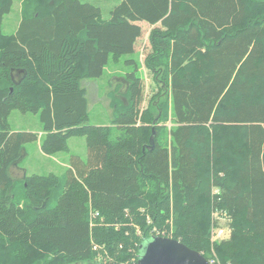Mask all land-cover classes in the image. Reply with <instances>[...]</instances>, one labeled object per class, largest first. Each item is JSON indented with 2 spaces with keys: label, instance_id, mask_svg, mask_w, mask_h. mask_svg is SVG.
Returning <instances> with one entry per match:
<instances>
[{
  "label": "trees",
  "instance_id": "16d2710c",
  "mask_svg": "<svg viewBox=\"0 0 264 264\" xmlns=\"http://www.w3.org/2000/svg\"><path fill=\"white\" fill-rule=\"evenodd\" d=\"M115 1L104 18L102 0H27L6 33L15 0H0V264H137L154 234L264 264V0ZM139 48L113 126L89 123L85 83ZM13 110L42 133L14 131ZM74 136L86 159L9 191L25 144L51 155ZM215 208L232 233L213 245Z\"/></svg>",
  "mask_w": 264,
  "mask_h": 264
},
{
  "label": "rangeland",
  "instance_id": "374dc122",
  "mask_svg": "<svg viewBox=\"0 0 264 264\" xmlns=\"http://www.w3.org/2000/svg\"><path fill=\"white\" fill-rule=\"evenodd\" d=\"M115 3H116L115 0H102V4L104 6V11H103L104 18L109 17V11H110L109 9L112 8V6ZM27 4H28L27 0H15L12 11L8 15H6L4 18V22H3L4 32L13 33L14 31H16L19 21L21 20V17H23V12ZM128 58H135V59H138L140 62H142V59H144L143 54L141 53V50L139 49L137 53L132 54L130 56L123 57L119 64H115L113 61H111V63L106 69L105 75L100 79H95L94 81L90 82V83H94L95 86L97 85L100 95H99V99L97 102H89V117H90L89 123L93 125L112 126L113 121H112L111 109L107 108L105 104V99L108 96V94L109 96L112 95L110 91L112 92L115 91V90H110V88L114 86L116 83H118L117 90H120L119 87L122 85L121 84L122 79L119 77H124L126 71H130L132 69V66L127 65L125 63V60ZM115 74L119 76L118 80L113 78V75ZM143 75L144 77L146 76V72L144 70H143ZM151 82H152V79H150V77L147 79L146 77L145 79L146 100L144 102V105L147 104V100L152 93ZM86 84L87 86H89L88 83ZM88 88L90 89V86ZM119 94L120 93H116V95H119ZM9 122L14 131H33L37 133H42L41 132L42 123L40 121V117L38 114H33V113L24 114L19 110H13L9 117ZM68 144H69L68 152L60 151V152H57L51 155L45 154L42 152L38 141H33V142H29L25 144V150H23L22 157L20 158L18 162L21 168H24L27 170L26 174L22 175L23 177L18 178L20 180L16 181L14 185L11 186L9 191H11L12 193L17 192L16 189L17 188L19 189L22 183L26 182L25 181L26 177L34 173L47 175L52 172V173H56L61 176L65 175L66 171L70 167V156L72 154H77L81 156L83 159L87 158L88 147H87L86 138L84 136L71 137L69 139ZM64 163H67V166H64ZM213 191H219V188L215 186ZM14 196L18 197V195H15V194ZM230 223H231L230 218H229V221H227L226 219H221V224L223 226H229L231 229V233H232V227ZM211 226H212V222H211ZM210 232H211V228H210ZM231 233L230 235H227V238H225L224 240L230 239ZM210 241H211V236H210ZM218 242H221V241H218ZM215 243L211 241V244L214 245ZM211 250H212V245H211ZM212 251L216 253L215 247H214V250ZM109 259L110 258L108 255L100 254L99 256V261L102 264H107Z\"/></svg>",
  "mask_w": 264,
  "mask_h": 264
},
{
  "label": "water",
  "instance_id": "95a60500",
  "mask_svg": "<svg viewBox=\"0 0 264 264\" xmlns=\"http://www.w3.org/2000/svg\"><path fill=\"white\" fill-rule=\"evenodd\" d=\"M137 264H209L207 258L177 239L153 236L141 245Z\"/></svg>",
  "mask_w": 264,
  "mask_h": 264
},
{
  "label": "crops",
  "instance_id": "0c3cea01",
  "mask_svg": "<svg viewBox=\"0 0 264 264\" xmlns=\"http://www.w3.org/2000/svg\"><path fill=\"white\" fill-rule=\"evenodd\" d=\"M142 26H143V28H144V31H145V33H144V42H146V39L148 38V35H149V32H150V30H151V26H148L146 23H144V22H141L140 23ZM140 50H141V48H139ZM110 72V71H109ZM119 76H117V74H115V75H113V78H115L116 80H118L119 78H121L122 79V85L123 86H126V83L124 82L125 80H123V78L124 77H119ZM95 80V79H94ZM93 79H91V80H88L86 83H90L91 81H94ZM85 83V88L87 89V97H88V108H89V102H97L98 101V99H99V89L97 88V85L95 86L94 85V83H90L89 84V86H90V89L88 88L89 86H87V84ZM96 84V83H95ZM117 84L118 83H116L114 86H112L111 88H110V90H115L116 88H117ZM124 91V90H123ZM91 92H92V94H91ZM112 91H110V93H111ZM114 101H115V97L114 96H109V94H108V96L106 97V99H105V104H106V106H107V108H110L111 109V113H112V121H114V119H115V110H114V108H115V106H114ZM89 110V109H88ZM113 126V125H112ZM69 142V141H68ZM38 143H39V145H40V140H38ZM68 146H69V144H68ZM40 149H41V147H40ZM43 152V151H42ZM44 153V152H43ZM46 156H48V155H46ZM64 166H67V163H64ZM26 169H24V168H21L20 167V165H19V162L16 164V165H14V166H12V168H11V170H10V174H11V176H13V178L15 179V180H20V179H18V178H21V177H23L22 175H25L26 174ZM52 173V172H51Z\"/></svg>",
  "mask_w": 264,
  "mask_h": 264
},
{
  "label": "built area",
  "instance_id": "2783aa9c",
  "mask_svg": "<svg viewBox=\"0 0 264 264\" xmlns=\"http://www.w3.org/2000/svg\"><path fill=\"white\" fill-rule=\"evenodd\" d=\"M221 219H226L227 221H229V216L227 215V212L224 210H220L219 208H215L212 212V226L210 232L211 241L213 243L224 240L225 238H227V235H230L231 233V229L229 226H223L221 224ZM208 261L209 264H223L218 259L214 251L212 256L208 259ZM112 264H127V263L124 262V263H112Z\"/></svg>",
  "mask_w": 264,
  "mask_h": 264
},
{
  "label": "bare ground",
  "instance_id": "6f19581e",
  "mask_svg": "<svg viewBox=\"0 0 264 264\" xmlns=\"http://www.w3.org/2000/svg\"><path fill=\"white\" fill-rule=\"evenodd\" d=\"M164 237H166V236H164ZM170 238H172V237H170ZM180 241V240H179ZM181 242V241H180ZM183 243V242H182ZM186 245V244H185Z\"/></svg>",
  "mask_w": 264,
  "mask_h": 264
}]
</instances>
